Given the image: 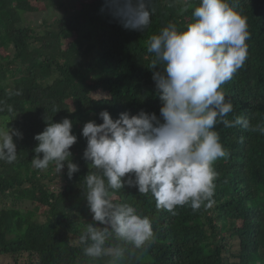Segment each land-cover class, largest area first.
<instances>
[{"label":"trees","instance_id":"obj_1","mask_svg":"<svg viewBox=\"0 0 264 264\" xmlns=\"http://www.w3.org/2000/svg\"><path fill=\"white\" fill-rule=\"evenodd\" d=\"M230 2L247 18L251 35L244 66L221 86L234 105L227 119L240 116L255 126L264 123V0ZM43 3L49 13L40 31L27 17L34 0H0V127L7 121L22 133L13 137L16 161L0 160V255L27 253L18 264H110L111 257L85 256L78 243L87 223L103 227L92 219L81 187L83 177L95 171L83 158V126L103 123L104 110L114 120L122 112L159 116L153 80L159 66L150 68L148 41L169 23L184 30L200 0H151L154 12L144 31L125 29L106 0ZM11 47L13 59L6 51ZM46 117L73 121L77 142L71 159L80 171L71 179L67 162L61 173L55 162L44 172L32 166L34 137L46 127ZM215 128L229 154L213 162V195L199 209L177 206L173 215L158 209L151 193L141 195L127 184L110 190L114 202L135 207L154 230L143 248L126 246L117 264H264V135L241 126ZM109 243L121 244L115 238Z\"/></svg>","mask_w":264,"mask_h":264},{"label":"clouds","instance_id":"obj_2","mask_svg":"<svg viewBox=\"0 0 264 264\" xmlns=\"http://www.w3.org/2000/svg\"><path fill=\"white\" fill-rule=\"evenodd\" d=\"M150 5L151 0H106L112 17L125 29L137 31L150 25L154 12ZM193 17L184 30L169 23L148 41L147 51L154 54L150 68L159 66L153 72L162 105L159 116L155 112H122L114 120L104 110L99 113L103 123L89 121L83 126L82 135L87 139L83 158L95 171L83 177L81 187L92 219L103 227L87 223L78 243L93 260L111 257L110 264H117L126 246L141 249L154 236L150 219L128 203L114 202L110 190L124 189L127 184L141 195L151 193L156 207L173 215L177 206L186 204L197 210L213 195V162L229 154L215 126H241L264 135V123L253 126L240 116L227 119L234 105L221 87L248 58L246 41L251 33L247 18L230 0H200ZM46 122L34 137L38 144L32 166L46 169L55 162L61 173L67 162L71 179L80 171L71 159L70 149L77 142L73 121L66 117L54 122L46 117ZM14 136L22 138V133L7 124L0 127V160L7 163L18 156ZM127 174L131 175L122 179ZM113 238L121 244L111 245ZM27 255L0 257H11L18 264Z\"/></svg>","mask_w":264,"mask_h":264},{"label":"rangeland","instance_id":"obj_3","mask_svg":"<svg viewBox=\"0 0 264 264\" xmlns=\"http://www.w3.org/2000/svg\"><path fill=\"white\" fill-rule=\"evenodd\" d=\"M36 2V6L34 7H30L29 12H28V18L30 20V22L32 21V25L39 29L40 31H44V27H43V23H44V18L47 16V14L49 13V10H46L45 5L43 3V0H34ZM52 21V20H51ZM7 54L10 55V59H13L14 55L12 54V47L10 49H6ZM7 124V127L11 128L10 124L7 123V121H5V125ZM4 127V126H3ZM12 129V128H11ZM45 171V169H43V172ZM10 205H13V203H9ZM32 205V206H31ZM19 206V204H18ZM23 208L27 209V208H34L33 204H31V202H24L21 205ZM44 210L43 207H41L38 210L39 212H42ZM27 256H22L21 257V261H26ZM0 264H14V261L11 257L8 256H1L0 257Z\"/></svg>","mask_w":264,"mask_h":264}]
</instances>
